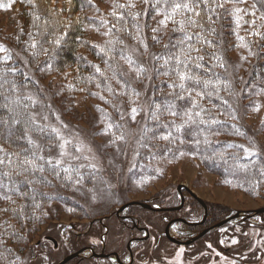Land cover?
<instances>
[{
    "label": "trees",
    "instance_id": "obj_1",
    "mask_svg": "<svg viewBox=\"0 0 264 264\" xmlns=\"http://www.w3.org/2000/svg\"><path fill=\"white\" fill-rule=\"evenodd\" d=\"M50 1L40 4L39 0H24L25 7L19 13L21 24H17L19 37L5 38L8 42L0 37V184L4 183L0 185V193L7 202L0 209V264H25L24 252L35 248L28 241L37 236L52 213L55 216L61 213L58 207L69 213L67 201L72 199L49 196L42 193L44 189L53 186L59 189L67 181L77 180L76 190L82 185H92L85 184L76 169L54 166L57 160L49 153L52 148L49 144L55 143L57 137L53 124L47 123L48 118L57 111L63 116L68 108L76 112L69 97L73 95L71 91L90 94L97 84L95 88L104 95L105 105L95 108L98 118H93V122L105 118L107 124V119L110 120L114 127L110 137L117 142L127 137L123 122L137 114L145 126L140 140V146L145 148L142 155L156 161L179 156L184 146L190 149L192 142L202 151L208 150L206 155L210 157L233 143L220 140L208 147L201 144L200 135L208 136L214 131L229 133V130L230 134L244 135L246 131L233 119L218 116L226 105L230 107L224 95L230 85H225L229 83L227 77L215 67H219L225 44L218 22L222 23L220 19L226 16L219 17L218 8L212 10L218 4L216 0H212L213 4L209 0H138L141 5L138 17L123 11L116 27L101 28L103 50L87 37V18L83 12L90 1L70 0L74 7L68 13L67 9L51 6ZM254 1L264 11V0ZM142 13L147 20L146 31L141 28ZM211 21L216 26L215 33L218 35L220 31L217 40L207 37L214 33L209 25ZM43 27L47 30L42 41L33 46L31 38L36 39ZM58 36L62 40L55 42L53 48L51 40ZM219 41L223 47L213 54L208 47L219 46ZM84 47L88 53L81 51ZM136 47L147 57V64H140L134 58L131 50ZM30 49H37L36 55L30 54ZM202 55L213 59L205 60ZM198 63L207 70L197 68ZM53 70L75 72L69 84L70 92L65 91L69 98L65 110L56 103L53 88L42 84L43 72ZM204 78L207 80L203 81ZM142 96L148 99L147 113H142L138 104ZM212 120L219 123L213 124ZM112 126L104 127L99 133L109 139L108 130ZM257 156L260 157L257 165L264 168L263 155ZM210 158L211 163L218 161L221 167L238 162L218 154ZM258 167L246 168L250 172L246 177L252 175V179L259 180Z\"/></svg>",
    "mask_w": 264,
    "mask_h": 264
},
{
    "label": "rangeland",
    "instance_id": "obj_2",
    "mask_svg": "<svg viewBox=\"0 0 264 264\" xmlns=\"http://www.w3.org/2000/svg\"><path fill=\"white\" fill-rule=\"evenodd\" d=\"M21 1L0 0V37L5 42H8L5 38H18L21 33L17 31V24H21L19 13L25 7L24 0L23 4ZM88 1L90 4L83 12L87 18V37L98 43L102 50L105 40L101 38V28L116 27L122 18L123 11L135 17L141 13V5L137 3L138 0ZM209 1L213 4L212 0ZM39 2L42 4L45 3V0H39ZM215 2L218 4L215 7H211L213 6L211 4L212 10L218 8L219 17L222 14L226 15L220 19L223 24L218 22L219 17L216 19L222 31V33L219 31L220 34H224L222 37L225 39V44L219 67H215L218 72L220 70L227 77L229 83L225 85H230L224 94L230 107L226 105L227 108L220 110L222 113H219L218 116L224 120L233 119L246 131H244V135L243 133L230 134L231 130L229 133L214 131L209 132L208 136L206 134L200 135V137L201 144L208 147L220 140L232 142L233 146H226L225 151L216 154L215 151L210 157L218 154L222 157L235 159L234 162L238 161L237 163L224 164L223 167L219 165L218 161L211 163L212 158L206 155L208 150L207 152L202 151L198 148V144L193 142L190 149L184 146V151L175 158L156 161L143 157L142 153L145 148L140 146V140L145 126L139 121L137 114L132 120L127 118V123L123 122V129L127 132V137L121 139L120 142L110 137V131L112 133L114 130L110 120L106 118L107 124L105 118L98 119L99 122L97 120L95 123L93 122V118H98V111L95 108L105 105L104 95L99 94V90L95 88L97 84L92 87L90 94L87 93L88 95L85 93L75 94L74 91H71L73 95L69 97L74 103L76 112H71V108H68L66 112L63 111L62 116L57 111L53 116L55 119L51 116L47 121L49 126L53 124L57 137L55 143L49 144L52 145V152L49 151L52 153L50 157L57 160L54 162L55 164L53 163L54 166L72 167L76 169L78 175H82L85 184H92L88 185L89 187L82 185L76 190L74 188L79 180L74 183L67 181L64 183L67 184V187L61 186L62 188L58 189L53 186L42 192L50 194L49 196H63L69 200L72 199L69 203L67 201L70 206L69 213L58 207L61 212L59 219L63 220L66 226L70 223L83 225L76 230L77 233L79 230L88 229L90 220L96 216L118 209L122 203L130 200L147 204L148 200L165 196V198H161L164 199V202L176 204V191L181 184L193 190L202 199L204 205L212 207L215 222L241 212L240 217L206 233L197 242L191 245H180L168 239L169 237L167 238L165 228L169 218L184 215L185 209L179 213L160 214L139 207L138 218H141L142 222L151 223L154 235L138 247V258L135 264H264V212L248 216L256 209L264 207V168L257 165L260 158L257 154H262L264 160V71L262 72L264 69V11L260 10L254 0H216ZM50 4L60 10L67 9V13L74 7L70 0H51ZM208 14L211 16L212 13ZM142 15L144 18H142L141 28L142 31H146L147 20L143 13ZM207 16L210 18L209 15ZM213 23L214 21H211L209 25L214 33L207 34V37L217 40L219 32L218 35L215 33L216 26H213ZM43 28L38 32L36 39L31 38L34 42L33 46L36 42L42 41V35H45L47 30L45 27ZM144 38L146 39L145 36ZM59 39L58 36L54 38V41L51 40L53 48L55 42H61L62 39ZM219 42V46L209 45L208 48L213 54L221 51L223 42ZM53 48L51 50H54ZM36 51L37 49L34 51L30 49V54L36 55ZM81 51L88 53L85 47ZM131 52L138 63L147 64V57L139 48L136 47ZM202 58L207 60L208 57L202 55ZM208 59L212 60L213 58ZM196 66L199 69L207 70L199 63ZM129 67L128 70H130ZM147 70L148 75H151L152 71L149 72L148 68ZM43 74L42 84L53 88L56 103L65 110L69 105V84L75 72L67 70L56 73L53 70L44 71ZM206 80L203 79V81ZM144 91L142 93H146ZM144 96L138 104L142 113H147L148 99L144 100ZM227 113H231L233 117L230 118ZM145 115L147 116V114ZM122 118L125 119L126 116ZM52 120L55 122L52 123ZM211 122L219 123L215 120ZM106 126L107 128L108 126L113 127L108 130L109 139L105 134L99 133V130L102 131ZM225 128L224 130H228V127ZM252 166H259L256 171L259 180H255V177L252 179V175L249 178L246 177L250 174L246 168ZM145 167L153 169L146 170ZM78 175L75 177L79 178ZM3 184H0L1 187ZM6 188H3L5 192L8 191ZM161 199H158L157 202L162 203ZM6 203V197L0 193V209ZM199 205L197 218L189 215V217L192 216L191 220L201 221L203 218L205 209L201 203ZM55 218L57 217L52 213L51 219L39 229L37 236H33L28 242L34 245L39 238L48 234V228L50 224L54 223ZM186 229H188L186 225L178 223L172 227L171 235L176 238H188L193 233L195 235L196 230L189 234ZM201 230L200 228L198 231ZM98 231L99 229H95L89 232V236L76 239L77 244L98 241L96 239ZM37 251L38 249L35 248L32 251L24 252L27 259L25 264H50L57 260L47 261L42 257L37 259L33 253Z\"/></svg>",
    "mask_w": 264,
    "mask_h": 264
},
{
    "label": "flooded vegetation",
    "instance_id": "obj_3",
    "mask_svg": "<svg viewBox=\"0 0 264 264\" xmlns=\"http://www.w3.org/2000/svg\"><path fill=\"white\" fill-rule=\"evenodd\" d=\"M161 198H165V196H161L160 198L155 197L154 199L146 201V205H148L146 207L141 205L140 201L137 202L130 200L124 202L118 207V209H113L108 213L101 214L90 220L89 228L79 230L78 233L76 230L81 225L70 223V225L66 226L64 221L59 219L60 213H58L56 216L57 218H55L53 221L54 223L50 224L48 228V234L43 235L38 241H36V243H34L35 248L38 249L36 253L33 252L34 257L37 259L42 257L43 259H47V261H50L51 259H57L52 261L50 264H58L69 255L80 252L79 256L71 259L65 264H135L138 258V247L140 244L144 243V241L150 239L154 235V228L151 223L149 224L146 221L142 222L141 218H138L139 207L143 209L146 208L148 211L160 214L179 213L183 212L185 209L186 212L184 215H178L169 218L165 228V235L168 238V224L176 219H181L180 221L174 222L170 226V233H172V227L178 223L186 225L188 227L186 230L189 234L196 230L195 235L193 233V235L188 238L180 237V239L183 241L195 237L207 229H210L207 232L209 233L216 229L213 228L214 225L223 221L220 220L215 222V216H213L212 207L210 208V205L207 204L204 205V203L196 198L188 188L178 186L175 196L177 200L176 204H168L166 201L164 202V199ZM158 199H161L162 203H158ZM131 202H134V204H128ZM199 203H201L205 209L204 216L201 221H194L193 219L192 221L190 218H192V216L197 218L199 214ZM125 204L128 205L124 209H121V207ZM81 214L86 215L84 213ZM189 215L192 216L189 217ZM81 227H83V225ZM94 228L99 229V231L96 232V239H98V241L89 240L90 242H86L85 244H77L76 239H82L85 236H89V232L94 231ZM200 228L202 230L199 232L198 230ZM72 239L74 241H71ZM198 240L194 241L193 243L197 242Z\"/></svg>",
    "mask_w": 264,
    "mask_h": 264
},
{
    "label": "water",
    "instance_id": "obj_4",
    "mask_svg": "<svg viewBox=\"0 0 264 264\" xmlns=\"http://www.w3.org/2000/svg\"><path fill=\"white\" fill-rule=\"evenodd\" d=\"M179 187H186V188H188V187H187L186 185H184V184L179 185ZM188 189L190 190V192H191L196 198H198L201 202H203L202 199H201L200 197H198V196L195 194V192H194L193 190H191L190 188H188ZM136 203H137V202H136ZM128 204H134V202H131V203H128ZM128 204L123 205V206L121 207V209H124ZM140 204L143 205L144 207L148 206V205H146L145 203H140ZM177 208H180V207H177ZM177 208H174V209H177ZM261 212H264V207H263V208L256 209L255 212L250 213L248 216H252V215L255 214V213H261ZM240 216H241V212H238V213H236L235 215H232V216H230V217L224 219L223 221L217 223L216 225L213 226V228H219V227H222V226H224L225 224H227L228 222H230V221H232V220H234V219H236V218H238V217H240ZM180 220H181V219H176V220L170 222V223L168 224V227H167V235H168L169 239L172 240L173 242L177 243V244H191V243H193L194 241H196V240H198L199 238H201L203 235H205V234L210 230V229H207V230L201 232L200 234H198L197 236L192 237V238H190V239H188V240H186V241H183V240H181L180 238H176V237L172 236L171 233L169 232L170 226H171L174 222H176V221H180ZM79 254H80V252L73 253L72 255H69L68 257H66L63 261H61V262L58 263V264H65V263H67L68 261H70L71 259H73V258L79 256Z\"/></svg>",
    "mask_w": 264,
    "mask_h": 264
},
{
    "label": "snow or ice",
    "instance_id": "obj_5",
    "mask_svg": "<svg viewBox=\"0 0 264 264\" xmlns=\"http://www.w3.org/2000/svg\"><path fill=\"white\" fill-rule=\"evenodd\" d=\"M176 7H180V5H176ZM185 7H187V5H185ZM133 111H135V110H133Z\"/></svg>",
    "mask_w": 264,
    "mask_h": 264
}]
</instances>
